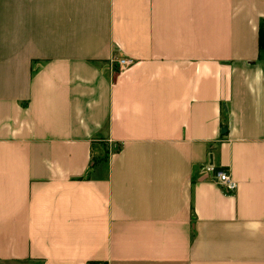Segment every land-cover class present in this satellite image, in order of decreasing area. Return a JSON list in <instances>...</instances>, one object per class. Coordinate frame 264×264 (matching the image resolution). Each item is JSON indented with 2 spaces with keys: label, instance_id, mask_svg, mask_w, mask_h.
<instances>
[{
  "label": "crops",
  "instance_id": "1",
  "mask_svg": "<svg viewBox=\"0 0 264 264\" xmlns=\"http://www.w3.org/2000/svg\"><path fill=\"white\" fill-rule=\"evenodd\" d=\"M260 30L264 0H0V264H264Z\"/></svg>",
  "mask_w": 264,
  "mask_h": 264
},
{
  "label": "built area",
  "instance_id": "2",
  "mask_svg": "<svg viewBox=\"0 0 264 264\" xmlns=\"http://www.w3.org/2000/svg\"><path fill=\"white\" fill-rule=\"evenodd\" d=\"M134 63L133 60L128 58H121L118 60V66L120 69L131 66ZM206 169L210 172V178L224 193L232 194L236 189V183L232 179L229 171L225 168H213L208 166ZM202 169V170H203ZM100 264V263H98Z\"/></svg>",
  "mask_w": 264,
  "mask_h": 264
},
{
  "label": "trees",
  "instance_id": "3",
  "mask_svg": "<svg viewBox=\"0 0 264 264\" xmlns=\"http://www.w3.org/2000/svg\"><path fill=\"white\" fill-rule=\"evenodd\" d=\"M258 45L261 52H264V33L260 30Z\"/></svg>",
  "mask_w": 264,
  "mask_h": 264
},
{
  "label": "water",
  "instance_id": "4",
  "mask_svg": "<svg viewBox=\"0 0 264 264\" xmlns=\"http://www.w3.org/2000/svg\"><path fill=\"white\" fill-rule=\"evenodd\" d=\"M225 132H226V130L223 129L221 133H225Z\"/></svg>",
  "mask_w": 264,
  "mask_h": 264
}]
</instances>
